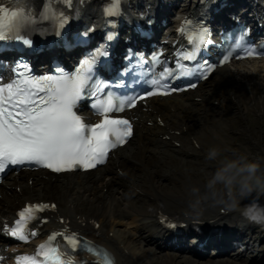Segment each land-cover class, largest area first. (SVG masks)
Wrapping results in <instances>:
<instances>
[{"label": "bare ground", "instance_id": "obj_1", "mask_svg": "<svg viewBox=\"0 0 264 264\" xmlns=\"http://www.w3.org/2000/svg\"><path fill=\"white\" fill-rule=\"evenodd\" d=\"M167 104L176 110L172 112ZM155 108L166 126H154L148 133L139 134L133 145L129 149L125 147L114 159L126 171L127 181L111 166L101 173L77 176L73 179L75 187L69 175L64 177L68 180L55 176L52 182L35 178L32 187L15 178L9 184L19 183L21 193L17 189L10 190L0 199V227L2 219L17 208L14 204L17 200L23 204L24 197L52 199L74 221L79 214L86 223L96 218L104 232L99 240L113 247L119 264H238L234 261L195 262L176 253L162 254L150 238L154 234L150 225L161 211L186 213L187 188L193 183H203L214 168V162L206 159L208 142L221 146L233 157L264 158V129L254 128L257 126L251 118V114L260 119L264 117V61L225 66L215 72L207 85L190 94L170 97ZM226 114L232 116L229 122L224 120ZM153 117L156 119L157 115ZM235 124H239V132L235 133V140L227 144L223 127L231 129ZM176 141H180L181 146H176ZM4 191V187H0V192ZM260 203L264 204V197ZM220 209L206 208L201 216L212 218L220 215ZM226 217H239V214L223 215ZM125 219L136 223L134 229L121 227ZM247 224L249 229L258 231L264 227Z\"/></svg>", "mask_w": 264, "mask_h": 264}, {"label": "snow or ice", "instance_id": "obj_2", "mask_svg": "<svg viewBox=\"0 0 264 264\" xmlns=\"http://www.w3.org/2000/svg\"><path fill=\"white\" fill-rule=\"evenodd\" d=\"M64 2L70 4L71 0ZM112 11L113 9H109V14ZM33 23L34 17L24 0H12L8 5L0 0V42L15 40L31 47L32 40L25 38L22 33ZM67 23V18H63L59 27L64 28ZM87 35L88 32H84L73 39L76 43H83ZM112 39L113 36L109 34L107 40ZM188 39L199 49L207 43V29L190 35ZM253 54L252 51L246 52L248 56ZM108 56L106 48H97L89 58L81 62L73 74H65L60 70L56 75L39 78L20 71L27 66L17 64V78L10 83L0 84V173H4L9 166H42L56 173L94 169L105 162L111 149L126 143L133 134L132 124L127 119L111 118L109 113L123 112L126 106L133 107L136 98L114 96L111 92H104L111 85L97 83L96 66L102 58L104 64H107ZM184 58L194 60L195 54ZM126 59L129 66L121 73L122 76L132 75L144 63L132 53ZM162 79L163 77L150 79V83L157 90L161 87L167 89L168 85L162 84ZM191 86L195 87L194 84ZM102 92L106 98L96 99L95 103H91ZM85 100L103 115L99 123L85 124L77 115L75 109ZM47 207L49 205H29L19 212V219L15 221L14 227H5L4 234L20 241H28L30 236L37 233H26L25 226L35 219L36 211ZM51 207L54 208L55 205ZM67 240L73 247L80 243L79 238L71 236ZM39 253L43 262L32 256L20 258L19 264H65L54 248L48 249L42 244L39 246Z\"/></svg>", "mask_w": 264, "mask_h": 264}, {"label": "clouds", "instance_id": "obj_3", "mask_svg": "<svg viewBox=\"0 0 264 264\" xmlns=\"http://www.w3.org/2000/svg\"><path fill=\"white\" fill-rule=\"evenodd\" d=\"M206 159L214 162V168L203 183L187 188L188 218L195 221L206 208H221L238 213L248 223L264 226V204L260 203L264 197V158H222L221 150L212 147Z\"/></svg>", "mask_w": 264, "mask_h": 264}, {"label": "rangeland", "instance_id": "obj_4", "mask_svg": "<svg viewBox=\"0 0 264 264\" xmlns=\"http://www.w3.org/2000/svg\"><path fill=\"white\" fill-rule=\"evenodd\" d=\"M231 118H232V116L230 114H226L224 120L228 121V120H231ZM251 118H252V120L255 121L254 125L257 126V127L254 126V128L257 129L258 127H260L262 130L264 129V117H263V119H260L256 115L251 114ZM260 121H263V122L260 123ZM245 125H246V123H245ZM238 126H239V124H235L233 127L230 126V127H232L231 129L223 127V129H225V132H227V134L224 135V138L227 141V144H229L231 141L235 140V137H236L235 133L239 132V129L237 128ZM262 139H263V146H264V136L263 135H262ZM208 145H209V147L206 150H209L212 147H216V148L221 150L222 158L230 156V154H228L227 151L224 148H222L221 146L217 147L213 144V142H208ZM231 157H233V155ZM245 264H252V263H245Z\"/></svg>", "mask_w": 264, "mask_h": 264}]
</instances>
